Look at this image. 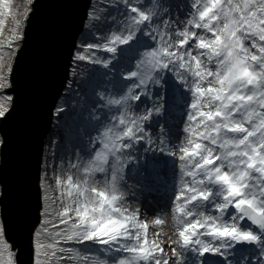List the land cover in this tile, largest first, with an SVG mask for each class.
<instances>
[{
  "label": "snow or ice",
  "instance_id": "6c2138e0",
  "mask_svg": "<svg viewBox=\"0 0 264 264\" xmlns=\"http://www.w3.org/2000/svg\"><path fill=\"white\" fill-rule=\"evenodd\" d=\"M35 4L26 0L21 11L0 0V126L15 109L12 74ZM121 6L120 17L110 11ZM174 7L96 0L87 13L73 60L131 65L121 77L130 83L118 97L98 94L99 107L118 114L93 117L87 158L51 174L46 166L40 176L38 216L28 228L31 264H264V0H190L184 16H173ZM165 86L185 107L177 144L167 121L154 120L167 112ZM73 108L69 97L52 115ZM164 156L179 169V187L170 212L147 217L127 203L135 197L128 180L149 190ZM5 195L0 181V264H24L23 249L8 238ZM19 211L22 218L28 211L23 202ZM169 217L171 234L164 231ZM245 246L255 260L239 255Z\"/></svg>",
  "mask_w": 264,
  "mask_h": 264
},
{
  "label": "water",
  "instance_id": "95a60500",
  "mask_svg": "<svg viewBox=\"0 0 264 264\" xmlns=\"http://www.w3.org/2000/svg\"><path fill=\"white\" fill-rule=\"evenodd\" d=\"M92 2L36 0L12 74L15 109L0 126V137L6 139L0 149V181L6 191L8 238L23 249L24 264H30L28 228L38 216V186L45 144L55 117L52 110L67 87ZM22 202L28 209L23 218L19 211Z\"/></svg>",
  "mask_w": 264,
  "mask_h": 264
},
{
  "label": "rangeland",
  "instance_id": "374dc122",
  "mask_svg": "<svg viewBox=\"0 0 264 264\" xmlns=\"http://www.w3.org/2000/svg\"><path fill=\"white\" fill-rule=\"evenodd\" d=\"M167 2H170L173 5H180L179 9L175 7L172 9L173 16H184L188 11L185 5L189 3L190 0H167ZM95 3L96 2L93 0L92 5H94ZM25 4L26 0H13L14 8H19L21 11L23 10ZM110 11L113 15L120 17V13L124 11V8L123 6H121L118 10L110 9ZM87 22L88 19L86 20L85 25L87 24ZM10 27V22L6 21L5 35H7L8 29H10ZM107 31V28L103 29L102 34ZM85 32L86 29L84 27V30L80 36L82 37V39L79 38L80 40L78 39V42H82ZM78 42L75 52L79 51ZM97 55L106 58L111 54H106L100 51L97 52ZM132 63H134V60ZM113 64L115 65V68L110 66L108 69H105L101 65H96L97 68L88 66L89 71L93 73L92 83L94 90H91V92L89 93L87 89L80 91L78 94L80 95V97L82 95L83 100L72 99L74 108L71 114H67L69 112L66 111L67 113L65 112L60 119H57L55 117L54 122H57V124H59V127L56 128L55 126L54 132L52 133V136H50L52 138L49 139V141H52L53 135L56 136L57 133H60L61 135H57V137H59L63 141L62 150L67 151H61V153H59L61 154L60 157L56 156V158L54 159V166L58 168H66L70 162H76L78 157H83L86 159V153L92 151L91 146L89 145V136L91 135V137L94 138L96 136V129L98 128V123L93 117L98 114L103 120L107 121L110 120L113 115L118 114L117 108L115 106L111 108L99 107V105L103 103V101L99 99V93H104L106 96L118 97L120 94V90L124 88V85L126 83H130V81H124L121 77L124 72L129 70L131 65L125 67L123 63L118 64L116 61H113ZM85 80L86 78L84 77L82 81L84 82ZM161 97L162 100L166 102L165 108L167 109V112L164 116L155 117L154 120H158L161 125H164L165 121H167L165 130H171L172 142L174 144H177L179 143L177 137L179 136L182 139L183 136L181 129L183 127L182 121L184 119L185 107L178 98L173 97L171 91L167 86H165V89L161 90ZM150 105L151 101L146 100L144 104L140 105L139 112H144L145 109ZM153 133L155 137V124L153 125ZM47 144H49L48 141ZM143 155L144 154L141 153L142 158ZM147 155L151 156L152 153H148ZM156 155L157 157H159V153H157ZM48 156L50 159H48L46 165L53 164L52 150L48 152ZM61 158H63L64 161L63 165H61ZM160 159L161 165L158 169V174L154 177V183L149 190L142 191L140 186L135 184L134 180H128V185L131 186L132 191L135 193V197L133 198L132 196H130L127 203L132 207H140L142 214L147 217H151L153 214L160 215L164 211L170 212L172 197L179 187L180 172L179 169L177 167H174V165L172 164L173 158L164 156L160 157ZM163 161H167L168 163L165 165ZM42 171H44L43 167ZM51 171L49 170L50 174ZM153 190L155 191L153 192ZM156 196H159L158 201L154 200L156 199ZM152 205H154V207ZM172 230L173 222L169 217V223L165 226L164 231L171 234ZM245 253H242L240 256H243ZM28 258L30 259L29 262L31 264L30 247L28 250ZM249 258L250 256H247V258L245 259ZM250 259L255 260V255H253ZM241 264H243V261L241 262Z\"/></svg>",
  "mask_w": 264,
  "mask_h": 264
},
{
  "label": "trees",
  "instance_id": "16d2710c",
  "mask_svg": "<svg viewBox=\"0 0 264 264\" xmlns=\"http://www.w3.org/2000/svg\"><path fill=\"white\" fill-rule=\"evenodd\" d=\"M94 1L96 2V0H94ZM79 38L82 39V37H79ZM80 43L81 42H78V45H80ZM88 66H91L93 68H97L96 65H93V64H90V63H86V62H76V61L73 62V65H72L71 71H70V78H69L67 87H66L65 91L63 92V95L60 98L58 104L63 103L64 100L66 98H69V97L71 99H74V100L75 99L76 100L77 99L83 100L82 99V95L80 97V95L78 94L80 91L87 89L88 90V93H89V92H91V90H94L93 89V83H92V75H93V73L89 71ZM73 69H75L76 70V73H77V75H75V76L71 75ZM84 77L86 78V80L83 82L82 79ZM69 85H70V87H69ZM67 114H69V113H67ZM54 119H55V117H54ZM58 125L59 124H57V122H54L53 121L52 126H51V129H50V133H49L48 138L46 140L45 149H44V155H43V162H42V167H43L44 170H45V167L47 166L48 171L49 170L51 171L52 168H53V166L55 165L54 164L55 161H54V158L53 157H52L53 164L46 165L48 159H50L49 156H48V152L50 150H52V155H53V151H56L57 152V157H60L61 154H59V153H61V151H64V152L67 151V150H62V143H63V141H62V139H60L59 137H57V135L56 136L53 135V139L51 141L52 146H50L49 139L52 138L50 136H52V133L54 132L55 126H56V128L59 127ZM57 140H60L61 141L60 144H59V148L58 149H56V147H55ZM47 141H48L49 144H47ZM58 161H60V160H58ZM42 173H43V171H42ZM42 173H41V175H42Z\"/></svg>",
  "mask_w": 264,
  "mask_h": 264
},
{
  "label": "bare ground",
  "instance_id": "6f19581e",
  "mask_svg": "<svg viewBox=\"0 0 264 264\" xmlns=\"http://www.w3.org/2000/svg\"><path fill=\"white\" fill-rule=\"evenodd\" d=\"M85 27V26H84ZM17 157V156H15ZM26 178H29L28 175H25ZM155 190H153L154 192ZM155 201H158L159 200V196H156V199H154ZM154 207V205H152ZM10 241H11V238H10ZM249 250H252V248L250 247ZM24 260L26 261V257L24 258Z\"/></svg>",
  "mask_w": 264,
  "mask_h": 264
}]
</instances>
